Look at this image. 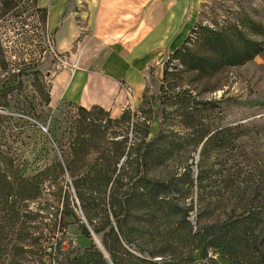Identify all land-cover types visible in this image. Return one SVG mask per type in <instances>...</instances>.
I'll return each mask as SVG.
<instances>
[{"label":"trees","instance_id":"1","mask_svg":"<svg viewBox=\"0 0 264 264\" xmlns=\"http://www.w3.org/2000/svg\"><path fill=\"white\" fill-rule=\"evenodd\" d=\"M75 1L69 0L68 13L73 11ZM18 4L17 0H0V23L8 12L18 10ZM34 5L43 12V21L47 24V10L39 7L37 0ZM260 28L261 24L242 17L226 21L219 27L196 24L182 46L169 57V67L165 66L162 79H175L185 74L205 78L252 61L264 52L263 24ZM191 43L193 47H190ZM25 60L11 61L0 32V264H22L33 246H38L37 253L33 254L39 256L41 264H206L196 262L194 252L198 250L203 260H211L214 264H218L215 261L218 257L225 258L230 264H264V184L255 185L252 179L238 181L229 168L225 169L226 161L218 167L210 161L213 151L226 148V140L219 136L226 134L229 127L214 133L195 131L198 133L197 148L200 147L196 175L190 165L175 177L159 178L156 175L154 168L163 163L157 162L158 158L177 149L174 136L161 130L146 141L150 135L149 127H146L142 144L145 147L143 157L150 160L146 159L144 163L129 160L130 151L121 168L117 162H110L101 166L96 164L92 171L79 173V167L73 164H55L53 174L59 178L67 170L75 175L73 188L84 221L74 210L69 212L67 206L64 216H74L80 222L82 235L92 239L94 233L104 250L95 242L84 250L63 240L45 246L49 240L45 227H53L52 220L50 224L46 220L49 215L57 216L58 212H52L53 206L48 202L42 208L38 203L36 211L29 207L45 194L48 170L25 178L14 165L10 151L4 152L1 144L7 129L19 133L23 128L14 119L24 120L25 116L31 115L37 123H42V114L32 100L21 98V78L37 68L36 64L31 65ZM35 74L34 85L41 106L48 107L51 86L46 88L41 77L43 73L36 70ZM76 106L86 119L96 110L110 123L130 117L126 110L120 119H112L110 112L100 106L91 110ZM182 108L180 116L189 122L188 128L195 129L193 114L187 112V107ZM86 133L84 127H80L77 142L84 141L81 138ZM75 145L78 150L74 154L80 158L86 151V144ZM125 153L123 147L116 154L121 158ZM153 160L156 166H153ZM58 179L52 181L55 183ZM56 187L57 191H51L55 186L50 188L53 198L60 200L64 196L72 203L68 189L60 184ZM193 188L200 206L195 228L189 220L193 206L188 208L180 204L181 198H186ZM34 222L41 225L31 227ZM16 228L18 233L14 234Z\"/></svg>","mask_w":264,"mask_h":264},{"label":"rangeland","instance_id":"2","mask_svg":"<svg viewBox=\"0 0 264 264\" xmlns=\"http://www.w3.org/2000/svg\"><path fill=\"white\" fill-rule=\"evenodd\" d=\"M17 1H19L18 10L15 8V11L8 12L3 18L5 20L0 23L7 56L12 62L20 63L27 59L32 63L31 65L36 64V70L43 73V76H39L43 77L46 88H49L55 76L61 71L76 69L77 62L74 56L79 52L85 33V31L82 33V22L79 18L75 19V29L80 30V33L74 38L71 48L61 53L58 49L57 35L44 23L43 12L35 8L34 0ZM37 2L38 6L43 8L39 5V0ZM45 9L48 13V9ZM236 17L259 23L262 28L264 0H203L197 10V19L199 18L197 24L210 27H219ZM254 36L259 38L258 35ZM193 46L194 44L191 43L190 47ZM48 56L50 58H47ZM166 58L161 59L148 71L147 85L142 99L135 104L129 101L126 111L130 117L119 123L108 122V119L99 115L97 110L86 119L80 114L76 105L64 101L48 107L41 106L34 85L36 70L21 78L23 79L21 98L32 100L36 110L38 109L42 114V123H37L31 115L25 116L24 120L14 119L23 128L19 133L7 129L3 132L1 144L4 152L10 151L14 165L25 178L48 170L49 180L45 182L47 187L45 194L29 207L36 211L39 208L38 203L42 208L48 202L53 206L50 210L54 213L58 212L57 216L49 215L46 220L47 224L52 220L53 227L50 225L45 227L44 232L49 238L45 246L61 240L66 243L71 241L73 247L80 250L89 247L92 242L99 246L95 239L99 238L94 233L92 239L86 238L80 231V222L74 216H64L63 211L67 206L69 212L74 210L84 221L73 188L75 175L67 170L64 176L59 178L57 174H53L52 169L55 168V164L59 162L63 166L66 163L73 164L79 167V173L92 171L96 164L101 166L110 162H117L121 168L130 151L132 155L129 160L144 163V160H150L149 157H143L145 147L142 139L146 127L150 129L146 141H149L159 130L167 132L175 139L173 142L177 150L170 155L166 153L157 160V162L163 161L162 166H157L153 170L159 178L175 177L184 171L186 165H190L196 175L200 147L197 148L198 133L195 131L214 133L217 129L229 127L230 130L226 134L222 133L219 136L226 140V148L219 152L213 151L210 161L217 167L219 163L226 161L225 169L229 168L230 174L238 181L252 179L255 185L264 184V52L244 65L205 78L195 74H185L175 79L170 77L168 80H163L162 72L166 65L169 67L167 64L169 60ZM164 61L165 65H163ZM183 106L187 107L188 113L193 114L192 125L193 127L196 125L195 129L188 128L189 122L180 116ZM110 118L115 119L111 115ZM81 124L83 126H80ZM80 127H84L87 133L81 138L84 141L77 142ZM193 133H196L195 136ZM82 142L86 144L84 146L86 151L84 154L81 153L82 156L79 158L74 154L78 150L75 144ZM123 147L126 153L120 158L116 153L117 150L119 153ZM152 164L156 166L155 160ZM56 178L59 179L54 183L52 180ZM56 184L68 189L72 203L67 202L63 195L60 200L53 198L50 188L55 186L51 191L54 189L57 191ZM180 204L188 208L193 206L189 212V220L195 228L197 210L200 208L196 189L193 188L186 198H181ZM102 206L103 204H100V207ZM38 225L41 224L34 222L31 227ZM18 229L21 231V226ZM18 229H14V234L18 233ZM33 247V251L22 259V264H41L39 256L33 254L37 253L38 246ZM194 256L197 263L214 264L211 260H203L199 250L194 252ZM215 261L218 264H230L225 258L218 257Z\"/></svg>","mask_w":264,"mask_h":264},{"label":"crops","instance_id":"3","mask_svg":"<svg viewBox=\"0 0 264 264\" xmlns=\"http://www.w3.org/2000/svg\"><path fill=\"white\" fill-rule=\"evenodd\" d=\"M202 1L76 0L68 13L69 0H39L48 9L47 27L57 35L61 53L80 33L75 19L85 31L74 56L76 69L53 79L50 105L100 106L119 118L129 101L142 99L151 67L167 60L189 37Z\"/></svg>","mask_w":264,"mask_h":264},{"label":"water","instance_id":"4","mask_svg":"<svg viewBox=\"0 0 264 264\" xmlns=\"http://www.w3.org/2000/svg\"><path fill=\"white\" fill-rule=\"evenodd\" d=\"M95 239H96V241H97L98 245L100 246V248H101L102 250H104V248H103V246H102L101 242L99 241V239H97V238H95Z\"/></svg>","mask_w":264,"mask_h":264},{"label":"built area","instance_id":"5","mask_svg":"<svg viewBox=\"0 0 264 264\" xmlns=\"http://www.w3.org/2000/svg\"><path fill=\"white\" fill-rule=\"evenodd\" d=\"M231 76H232L233 78H235V76L233 75V73H231Z\"/></svg>","mask_w":264,"mask_h":264}]
</instances>
